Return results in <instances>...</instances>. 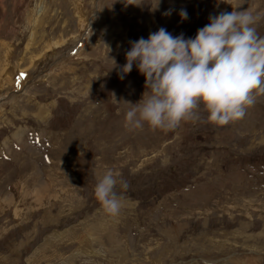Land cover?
I'll return each mask as SVG.
<instances>
[{"label":"rangeland","instance_id":"1","mask_svg":"<svg viewBox=\"0 0 264 264\" xmlns=\"http://www.w3.org/2000/svg\"><path fill=\"white\" fill-rule=\"evenodd\" d=\"M143 2L0 0V264H264V93L228 125L201 106L132 128L145 76L118 75L161 27L194 38L236 9L264 36V0ZM108 169L128 184L116 215L94 196Z\"/></svg>","mask_w":264,"mask_h":264},{"label":"clouds","instance_id":"2","mask_svg":"<svg viewBox=\"0 0 264 264\" xmlns=\"http://www.w3.org/2000/svg\"><path fill=\"white\" fill-rule=\"evenodd\" d=\"M124 3L144 4L143 0ZM159 3L151 5V10H158ZM179 15L181 20L188 19L185 9ZM208 19L194 38H185L183 33L173 36L161 27L147 39L129 41L126 63L119 67L118 75L124 79L135 64L145 76V91L126 112V126L147 124L152 130H173L201 106L207 113L206 122L224 126L242 119L256 96L264 93V36L253 26L257 17L251 11L233 9ZM96 179L95 198L106 213L118 214L121 197L116 189L119 185L127 190L128 184L112 169Z\"/></svg>","mask_w":264,"mask_h":264},{"label":"bare ground","instance_id":"3","mask_svg":"<svg viewBox=\"0 0 264 264\" xmlns=\"http://www.w3.org/2000/svg\"><path fill=\"white\" fill-rule=\"evenodd\" d=\"M84 37H85V36H84ZM21 61H22V60H21ZM33 64H34V63H33ZM0 107H1V106H0ZM26 193H27V192H26ZM40 195L42 196L43 194L40 193ZM44 195H45V194H44ZM43 197H44V196H43ZM43 197H42V198H43ZM9 198H10V197H9ZM9 198H8V199H9ZM42 198H41V197H38V200H37V201H39V202L42 201ZM46 199H47V198H46ZM43 202H44V201H43ZM41 203H42V202H41ZM41 205H42V204H41Z\"/></svg>","mask_w":264,"mask_h":264}]
</instances>
